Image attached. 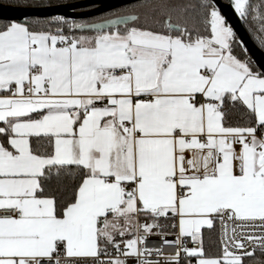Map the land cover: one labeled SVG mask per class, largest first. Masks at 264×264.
Here are the masks:
<instances>
[{"label": "snow or ice", "instance_id": "obj_1", "mask_svg": "<svg viewBox=\"0 0 264 264\" xmlns=\"http://www.w3.org/2000/svg\"><path fill=\"white\" fill-rule=\"evenodd\" d=\"M0 210V264L264 256V67L214 0L0 21Z\"/></svg>", "mask_w": 264, "mask_h": 264}, {"label": "water", "instance_id": "obj_2", "mask_svg": "<svg viewBox=\"0 0 264 264\" xmlns=\"http://www.w3.org/2000/svg\"><path fill=\"white\" fill-rule=\"evenodd\" d=\"M139 1L141 0H82L27 9L22 6L0 3V21H20L26 16L29 18L34 16H38L39 18H50L53 15H64L73 19H87ZM214 2L237 32L239 40L242 42L243 47L247 49L254 63L257 66L264 67V51H262L251 39L245 28L244 20L238 16L234 7L231 6V0H214ZM88 7L94 8L90 10H81Z\"/></svg>", "mask_w": 264, "mask_h": 264}, {"label": "trees", "instance_id": "obj_3", "mask_svg": "<svg viewBox=\"0 0 264 264\" xmlns=\"http://www.w3.org/2000/svg\"><path fill=\"white\" fill-rule=\"evenodd\" d=\"M77 1H82V0H27V2L29 4L38 5L39 7L52 6V5H58V4H64V3H72V2H77ZM223 1H228V0H223ZM23 2H24V0H0V3H4V4H8V5H16V6H22ZM140 2L141 1L133 3V4H129V5L120 7L118 9L103 13L101 15L93 16L91 18L76 19V20H96L102 16H107L109 13L118 12L123 8H133L135 5L139 4ZM250 3H252L253 5H259L261 3V0H250ZM93 8L94 7H88V8L81 9V10H90ZM129 14H131V13H129ZM140 14L141 15H147V16L151 17L152 16V10H151V8H144V9L140 10ZM255 17H256V12H255V10H253L252 14L244 20V25H245V28H246L248 34L250 35L251 39L254 41V43L262 51H264V44H261V39H264V32L260 31V21L258 19H256ZM41 19H45V18H41ZM247 55L250 56L248 51H247ZM251 59H252V57H251ZM232 120L234 123L237 120H239V114L236 112H233L232 113ZM215 239H216V237H215V235H213L211 238L206 240V244L210 247H213V242L215 241ZM213 250H214V247H213ZM249 264H264V256L257 254L256 258L254 260L249 261Z\"/></svg>", "mask_w": 264, "mask_h": 264}, {"label": "built area", "instance_id": "obj_4", "mask_svg": "<svg viewBox=\"0 0 264 264\" xmlns=\"http://www.w3.org/2000/svg\"><path fill=\"white\" fill-rule=\"evenodd\" d=\"M4 214H6V213H4L2 210H0V215H4ZM169 239H174V237L170 235ZM189 244H191L190 240H189ZM149 247H154V248L163 247V251H164L165 255L173 254V253H175L177 251V248L175 246L163 245L161 243L160 239H157L154 242L150 241L149 242ZM249 247L251 248V246H249Z\"/></svg>", "mask_w": 264, "mask_h": 264}]
</instances>
